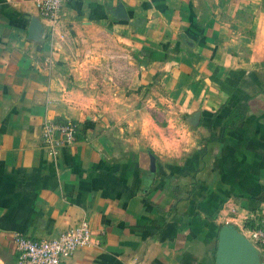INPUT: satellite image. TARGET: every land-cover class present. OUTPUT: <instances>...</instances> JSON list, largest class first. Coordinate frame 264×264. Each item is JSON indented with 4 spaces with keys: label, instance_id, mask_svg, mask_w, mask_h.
Returning <instances> with one entry per match:
<instances>
[{
    "label": "crops",
    "instance_id": "obj_1",
    "mask_svg": "<svg viewBox=\"0 0 264 264\" xmlns=\"http://www.w3.org/2000/svg\"><path fill=\"white\" fill-rule=\"evenodd\" d=\"M35 2L0 0V264L82 217L95 242L59 264H216L264 212V0ZM49 119L79 124L54 157Z\"/></svg>",
    "mask_w": 264,
    "mask_h": 264
},
{
    "label": "built area",
    "instance_id": "obj_2",
    "mask_svg": "<svg viewBox=\"0 0 264 264\" xmlns=\"http://www.w3.org/2000/svg\"><path fill=\"white\" fill-rule=\"evenodd\" d=\"M66 0H36L39 15L54 22ZM79 124L73 119L45 120L40 128V144L48 155L54 157L62 145L74 141ZM233 210V208H231ZM240 233L257 249L264 264V212L250 225H243ZM16 251L13 264H59L75 248L95 242L89 222L84 217L67 226L58 234L47 238L31 237L15 232L12 236Z\"/></svg>",
    "mask_w": 264,
    "mask_h": 264
},
{
    "label": "water",
    "instance_id": "obj_3",
    "mask_svg": "<svg viewBox=\"0 0 264 264\" xmlns=\"http://www.w3.org/2000/svg\"><path fill=\"white\" fill-rule=\"evenodd\" d=\"M40 29L35 18H31L28 27V36ZM152 158V157H151ZM153 162L151 161L150 167ZM257 249L231 225H227L219 231L218 246L215 254L216 264H259Z\"/></svg>",
    "mask_w": 264,
    "mask_h": 264
},
{
    "label": "clouds",
    "instance_id": "obj_4",
    "mask_svg": "<svg viewBox=\"0 0 264 264\" xmlns=\"http://www.w3.org/2000/svg\"><path fill=\"white\" fill-rule=\"evenodd\" d=\"M182 142H187L186 135H180L179 138L162 139L158 143H154V148L159 151L161 154L171 153L175 151Z\"/></svg>",
    "mask_w": 264,
    "mask_h": 264
},
{
    "label": "trees",
    "instance_id": "obj_5",
    "mask_svg": "<svg viewBox=\"0 0 264 264\" xmlns=\"http://www.w3.org/2000/svg\"><path fill=\"white\" fill-rule=\"evenodd\" d=\"M235 108V112H237V114H242V111H244V109L246 108V104L245 102H237L234 104L233 109ZM234 119L228 118L226 120L223 121L222 123V128H221V132L225 131V129L227 128H231L234 125Z\"/></svg>",
    "mask_w": 264,
    "mask_h": 264
},
{
    "label": "rangeland",
    "instance_id": "obj_6",
    "mask_svg": "<svg viewBox=\"0 0 264 264\" xmlns=\"http://www.w3.org/2000/svg\"><path fill=\"white\" fill-rule=\"evenodd\" d=\"M86 39H88V38H86ZM101 39H102V38H101ZM81 43H83V44L89 43V40H87V41L84 40V42L81 41Z\"/></svg>",
    "mask_w": 264,
    "mask_h": 264
}]
</instances>
